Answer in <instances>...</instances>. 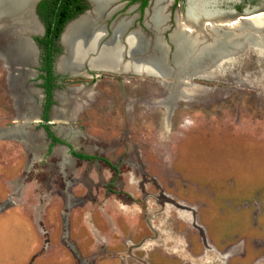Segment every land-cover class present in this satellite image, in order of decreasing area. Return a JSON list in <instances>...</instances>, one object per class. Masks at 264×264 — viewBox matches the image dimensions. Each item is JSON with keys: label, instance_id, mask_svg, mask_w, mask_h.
Listing matches in <instances>:
<instances>
[{"label": "flooded vegetation", "instance_id": "flooded-vegetation-1", "mask_svg": "<svg viewBox=\"0 0 264 264\" xmlns=\"http://www.w3.org/2000/svg\"><path fill=\"white\" fill-rule=\"evenodd\" d=\"M41 1L36 13L42 29L28 35L35 43V62L15 58L6 62L4 47L19 33L10 37L0 33V58L8 68L6 83L14 93L17 117L0 126V139L17 140L24 155L5 164L16 162V170L3 176L7 187L0 198V212L11 206L30 209L43 245L26 264H41L36 257L55 248L67 251L65 264H154L153 252L167 264H264V235L240 237L232 243L211 238L200 214L204 204L188 193L178 194V183L183 185L179 171L163 167L153 171L137 137L145 132L133 126L135 103L148 101L142 94H129L123 85L133 74H149L121 67L150 54L158 35L166 49V64L173 68L171 33L179 23L175 12L182 7L181 0L166 6L158 28L151 21L152 0L104 4L89 25L99 31L95 46L84 49L79 62L71 61L63 69L61 57L68 56L63 33L81 14L92 13L94 6L90 0H46L40 5ZM65 1L68 5L61 9ZM68 14L72 16L66 18ZM25 32L21 31L24 37ZM133 32L145 41L141 50L134 51L128 44ZM114 44L120 52L112 61L109 50ZM149 76H156L164 87L154 102L163 109L162 130L169 133L179 100L193 93L178 97L168 114L161 100L172 83L165 82L173 79ZM101 81L115 82L120 95L103 93L98 87ZM117 97L121 117L116 120ZM97 112L100 115L94 121L99 120L95 126L99 130L93 131L89 116ZM98 214L104 224L97 223ZM78 225L79 230L90 231L83 240L82 233L73 231Z\"/></svg>", "mask_w": 264, "mask_h": 264}, {"label": "rangeland", "instance_id": "rangeland-1", "mask_svg": "<svg viewBox=\"0 0 264 264\" xmlns=\"http://www.w3.org/2000/svg\"><path fill=\"white\" fill-rule=\"evenodd\" d=\"M5 2L0 0V11L7 8L9 12L12 7L10 2L4 7ZM162 4L166 9L168 2ZM1 5L4 6L1 8ZM14 8L7 19H0V33L9 37L18 34L13 26L23 23L16 12L17 7ZM178 11L181 14L182 7H178ZM181 19L188 23L192 33L202 32L191 21L184 17ZM231 21L232 30H226L231 33L230 38L238 41L234 43L236 46L231 43L223 52L217 50L222 54H206L204 60L196 62L195 68H182L179 71L183 79L180 83L176 82L177 85L179 83L181 89L193 94L179 100L171 132L162 130L163 109L154 102L155 98L163 95L164 88L156 82V76L133 74L131 81L123 85L129 94H142L148 101L145 105L135 103L133 126L138 129L137 132L139 129L145 132L137 137L142 140L153 171H161L162 167L179 171L183 185L178 183V194L188 193L190 198L195 197L203 203L200 214L209 235L214 241L223 238L229 243L236 242L240 237L251 236L255 239L256 235H264V53L259 54L246 47L229 63L246 42L251 47L259 48L264 35L259 32V27L252 26L250 29L255 32L243 36L244 32H248L241 29V22ZM236 27L241 30H236ZM22 34L20 31L19 36H13L5 45L3 56L6 62L13 58L35 62L36 56L28 59L15 50L18 38L26 39ZM220 66L224 67L211 73L201 70ZM7 73L8 68L0 58V126L17 118L14 93L9 91L6 83ZM192 75L202 76L193 78L197 85L187 81ZM168 85L166 97L160 101L165 110L167 108L163 101L168 98L171 88L175 87L173 82ZM98 87L108 95H120L115 82L101 81ZM117 99L116 120L121 117L120 97ZM98 115L97 112L89 116L93 131L99 130L95 127L100 125L99 120L94 121ZM143 117L146 122L142 126ZM116 126H121V122L118 121ZM23 156L17 140L7 137L0 139V198L7 187L3 174L15 172L16 159H23ZM14 161L11 166H5ZM42 245L30 219L17 206L8 207L0 214V264H26ZM67 254L64 249L55 248L50 253L37 256L35 261L41 264H65ZM151 258L154 264H167L154 252Z\"/></svg>", "mask_w": 264, "mask_h": 264}, {"label": "bare ground", "instance_id": "bare-ground-1", "mask_svg": "<svg viewBox=\"0 0 264 264\" xmlns=\"http://www.w3.org/2000/svg\"><path fill=\"white\" fill-rule=\"evenodd\" d=\"M34 1L35 0H6V2L4 3L6 5L5 6L1 5V8L3 6L7 7L9 4L7 2H10V7H12V9L13 7L15 8L17 7L16 12L19 14L20 17H22L23 23L22 24L16 23L17 25L13 26L15 33H19L20 31H26L25 33L27 32L34 33L35 31L40 29L39 24L32 13V5ZM91 1L94 6L93 12L84 14L80 18L76 19L74 22H72L69 26L66 27L63 33L62 42L64 46L66 45L65 48L68 52V56H66L64 60L62 59L61 62V67L63 66V68L67 64V61L79 62L81 60L84 49L93 48L95 46L96 40L99 36V31L91 30L89 28V25L91 20L99 15L101 7L109 0H91ZM164 9L165 6L162 4V2L156 3L153 8L151 21L156 28H158L159 24H162L164 21V13H165ZM6 10L7 8L0 11V19L3 18L7 19L9 17L11 10L9 12ZM230 13H231L230 10L193 6V17L189 18L185 16L184 19L191 21L194 24V26L196 25L195 27L197 29L202 30V32L196 33L193 31L194 33H192L191 29L189 28L190 26L188 27V23H184V21H182L181 18L180 19L178 18L179 19V23L177 24L178 26L173 31V33H171V41L174 46V51L172 56V61L174 62L173 70L166 64L167 63L166 62L167 58L165 55L166 49L160 43L158 35L153 45L152 52L148 55L146 54L142 59H140L139 63H137L136 61L134 65H131V67H133L134 70L136 71H140L141 69L145 71L151 70V71H156L157 73L161 72V74L164 73V75L165 74L168 75L172 71V73L174 72V74L176 73L178 74L177 80L179 81V83L182 82L181 80L183 78L180 76V72H179L181 71L182 68L193 69L197 61L204 60L203 59L204 55L207 54V55L217 56L219 54H222V52L227 48V45L229 46L231 43L234 44L238 42V41H234L233 40L234 38L233 39L230 38L232 35L231 33H229L228 30H226L233 27V25L230 24V22L232 21L231 20L227 21L226 19L230 15ZM204 16L214 18L215 20H219L224 25L228 24V28H225L227 26L225 27L219 25L216 26L214 23H207L209 25L208 27L205 28L204 25L201 26L202 18ZM263 17H264L263 15H258L250 18L247 22L244 23L241 22L242 25L241 29L244 28V31L248 32V33L244 32L243 36L249 35L253 31V30L251 31L250 29L252 26L260 27L264 22ZM120 26H122V23L116 27V32L118 29H120ZM241 29L236 27V30H241ZM254 32L255 31H253V33ZM23 35L24 34H22V36ZM127 40H128V44L130 45V48H132L134 51L141 50L143 46H145V41H143V39L134 32L130 33V35L127 37ZM18 43L14 45L17 53H21V55L24 56H29L30 58L36 56L37 51L34 48L35 45L33 46L29 42V40H27V38L26 39L18 38ZM217 50L218 51L220 50L222 52L218 53ZM119 52H120L119 46L117 44H114L113 47L109 50L112 61L116 60L115 58L118 57ZM108 58L109 57H107L106 59ZM102 59H104V57ZM179 83L178 85L177 83L176 85L174 84L175 87L171 88L168 98L163 101V103L166 105L165 107L167 108L166 109L167 112L170 111L171 106L175 101V99L181 96H187L192 92L181 89L179 87Z\"/></svg>", "mask_w": 264, "mask_h": 264}, {"label": "water", "instance_id": "water-1", "mask_svg": "<svg viewBox=\"0 0 264 264\" xmlns=\"http://www.w3.org/2000/svg\"><path fill=\"white\" fill-rule=\"evenodd\" d=\"M38 1L39 0H35L33 2L32 13H33V16L35 17L36 21L39 23V18H38V15L36 13V4ZM113 1H115V0H109L105 4H110ZM166 1L168 2V4L173 2V0H152L153 5H155L156 3L166 2ZM90 2L93 5L91 0H90ZM181 4H182L181 14L179 13L178 9H176V12H175V15L179 19L182 17H185V16H187L189 18L193 17V6L215 8V9H222V10H230L231 13L226 19H227V21L234 20L235 23L236 22H243V23L247 22L250 18L258 16V15L264 16V0H245V1L244 0H181ZM90 12H91V10L86 11V13H90ZM82 15L83 14H81L78 18H80ZM263 20H264V17H263ZM206 23H214L216 26L217 25L224 26V27L227 26L225 28H228V24L224 25L219 20H215L214 18L204 16L202 18L201 26L207 25ZM40 28L42 29V26H40ZM259 28H260L259 32L262 35H264V22ZM29 33H33V32H27L25 37L34 46L35 43H34L32 37L28 36V35H30ZM253 35H255V34H253ZM262 40H263V42L261 45L258 46L259 48L251 47L247 44V42H246V44H243V46H241L239 51L233 55V57L231 58V61L229 63H232L234 58H236L237 55L246 47H250V48L254 49L257 53L263 54L264 53V39L262 38ZM173 51H174V49H173ZM223 67L220 66V67H216V68H202L201 70H203L204 72L208 71V73H211L213 70H217V69L221 70ZM171 69L173 70V68H171ZM168 77L172 78L173 80L165 82V83L173 82V84H176V82L178 81L177 80L178 74L177 73L174 74V72L172 73V71L167 76H161V78H163L164 80H166ZM195 77H202V76L192 75V76L187 78V81L191 85H195L196 83L193 81V78H195ZM175 102H176V99L174 101V104H175ZM172 109H173V107H172ZM1 204H0V208L3 207V205H1Z\"/></svg>", "mask_w": 264, "mask_h": 264}, {"label": "crops", "instance_id": "crops-1", "mask_svg": "<svg viewBox=\"0 0 264 264\" xmlns=\"http://www.w3.org/2000/svg\"><path fill=\"white\" fill-rule=\"evenodd\" d=\"M129 35H130V34H129ZM156 36H157V35H156ZM156 39H157V38H156ZM127 41H128V40H127ZM65 47H66V45H65ZM66 51H67V50H66ZM65 58H66V57H62L61 60H60V63L62 62V59L64 60ZM69 63H70V62L67 61V64H66L65 66H67ZM134 63H135L134 61H133V62L130 61V63H127V64L123 65V67H121V68H122L123 70L128 69V70H130V71H132V72L140 73V74H149V75L164 76V73L161 74V72H160V73H157L156 71H151V70H149V71H145V70L141 69L140 71H136V70H134L133 67H131V65H134ZM65 66H64V68H65ZM60 69H63V66L61 67V64H60ZM181 97H183V96H181ZM173 103H174V102H173ZM167 113L169 114L170 111L167 112ZM5 166H6V165H5ZM3 176H4V174H3ZM5 183H6V181H5ZM5 188H6V187H5ZM18 210H19L21 213H23L24 216H27V217L30 219L32 225L34 226V230L37 232V235L39 236V238H40V240H41V234H40V232H39V230H38L36 224H35L34 221L32 220V215H31L30 209H29V208L27 209V208L19 207ZM0 214H1V212H0ZM95 218H96L98 224H104V223H105V221H104V219L102 218L101 215L98 214V215H96ZM82 226H83V225H82ZM79 227H80L79 225H78V227H77V226L73 227V231H74L77 235H79V234L82 233V237H80V240H83L86 236L89 235L90 231H89V229H88L87 227H83L82 229L79 230ZM72 236H74V235H72Z\"/></svg>", "mask_w": 264, "mask_h": 264}, {"label": "trees", "instance_id": "trees-1", "mask_svg": "<svg viewBox=\"0 0 264 264\" xmlns=\"http://www.w3.org/2000/svg\"><path fill=\"white\" fill-rule=\"evenodd\" d=\"M45 1H46V0L41 1L40 5H43V3H45ZM65 5H68V4L66 3V1L63 2L62 5H60V8L63 9V8L65 7ZM59 12L61 13V11H59ZM41 13L44 14V11H41ZM53 13H55V11H53ZM44 16H45V15H44ZM71 16H72V14H68L66 18L71 17ZM64 20H65V19H64ZM64 20H63V21H64ZM57 32H59V31H57Z\"/></svg>", "mask_w": 264, "mask_h": 264}]
</instances>
